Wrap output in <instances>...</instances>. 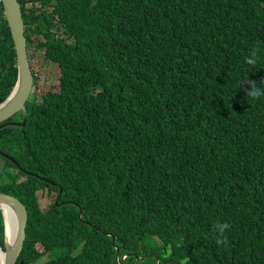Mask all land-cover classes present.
Returning a JSON list of instances; mask_svg holds the SVG:
<instances>
[{
  "label": "trees",
  "instance_id": "trees-1",
  "mask_svg": "<svg viewBox=\"0 0 264 264\" xmlns=\"http://www.w3.org/2000/svg\"><path fill=\"white\" fill-rule=\"evenodd\" d=\"M18 2L28 59L57 82L30 63L23 125L0 128L22 167L0 155L26 210L16 264H264V96L247 97L264 89V0ZM16 72L0 6V100Z\"/></svg>",
  "mask_w": 264,
  "mask_h": 264
},
{
  "label": "water",
  "instance_id": "water-1",
  "mask_svg": "<svg viewBox=\"0 0 264 264\" xmlns=\"http://www.w3.org/2000/svg\"><path fill=\"white\" fill-rule=\"evenodd\" d=\"M0 6L3 9V16L6 19L7 26L13 42L16 59V79L11 85L7 95L0 100V128L7 126H21L26 115L24 101L31 93V88L34 82V74L31 70L27 49L26 38L24 36V21L22 18V10L18 0H0ZM20 112V121H11L9 118L14 114ZM0 155L12 160L18 168L16 160L7 153L0 151ZM60 188H58V192ZM61 204L60 202L57 205ZM0 205L7 206L14 218V230L11 235H6L5 214L0 207V215L3 220V246H0V264H16L20 255L25 239V222L26 210L21 201L11 195V193L0 190ZM81 211L78 216L80 217ZM114 240V238H113ZM157 260V259H155Z\"/></svg>",
  "mask_w": 264,
  "mask_h": 264
},
{
  "label": "rangeland",
  "instance_id": "rangeland-1",
  "mask_svg": "<svg viewBox=\"0 0 264 264\" xmlns=\"http://www.w3.org/2000/svg\"><path fill=\"white\" fill-rule=\"evenodd\" d=\"M32 55L33 57L31 59L29 58V63H31L34 66L35 70L38 73V76H37L38 83L42 86L49 85V84L53 86L54 85L53 83L57 82V78H56L57 70H55V67H54L55 63L49 60L43 59L41 50L37 51L35 54H32ZM42 86H39V87H42ZM35 192L39 199V205L43 208H45V206L49 202H51L54 198V192L46 191V187L38 188L35 190ZM45 259H46V253H44L42 258L37 260L36 262H41Z\"/></svg>",
  "mask_w": 264,
  "mask_h": 264
},
{
  "label": "clouds",
  "instance_id": "clouds-1",
  "mask_svg": "<svg viewBox=\"0 0 264 264\" xmlns=\"http://www.w3.org/2000/svg\"><path fill=\"white\" fill-rule=\"evenodd\" d=\"M246 63L249 65H255L257 63V52L253 50L250 54L249 57L245 58ZM262 96H264V89L258 88L256 86V82H251V90L247 92V97L252 98V99H259ZM216 229L220 233V236H223L225 229H228L230 226L227 223H217L216 224ZM217 243L218 244H223L226 243V239H220L219 237L217 238Z\"/></svg>",
  "mask_w": 264,
  "mask_h": 264
},
{
  "label": "bare ground",
  "instance_id": "bare-ground-1",
  "mask_svg": "<svg viewBox=\"0 0 264 264\" xmlns=\"http://www.w3.org/2000/svg\"><path fill=\"white\" fill-rule=\"evenodd\" d=\"M2 207L4 214H5V224H6V235H11L14 230V218L11 210L5 206L0 205ZM0 258H2V253H0Z\"/></svg>",
  "mask_w": 264,
  "mask_h": 264
},
{
  "label": "flooded vegetation",
  "instance_id": "flooded-vegetation-1",
  "mask_svg": "<svg viewBox=\"0 0 264 264\" xmlns=\"http://www.w3.org/2000/svg\"><path fill=\"white\" fill-rule=\"evenodd\" d=\"M32 70V69H31ZM33 72V71H32ZM34 73V72H33ZM35 74V73H34Z\"/></svg>",
  "mask_w": 264,
  "mask_h": 264
}]
</instances>
